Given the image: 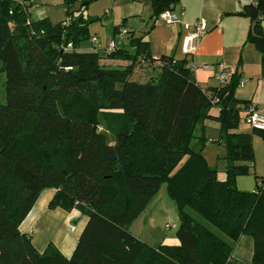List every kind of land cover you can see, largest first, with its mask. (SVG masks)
Segmentation results:
<instances>
[{"label":"trees","instance_id":"trees-1","mask_svg":"<svg viewBox=\"0 0 264 264\" xmlns=\"http://www.w3.org/2000/svg\"><path fill=\"white\" fill-rule=\"evenodd\" d=\"M57 24L30 18V0H0V62L5 103L0 104V264H233V246L182 210L190 205L237 239H253L250 264H264V179L251 192L236 188L253 162L252 135L237 132L249 104L235 98L236 69L228 82L202 89L187 56L153 59L143 37H129L130 52L81 50L94 19L70 10ZM153 16L177 0H150ZM81 6H83L81 4ZM261 54L264 77V0L242 13ZM68 19V21H67ZM119 28H116V31ZM103 60H122L108 66ZM159 64L148 81L133 78L140 63ZM206 120L226 141L224 179L199 150ZM199 127L200 134L195 136ZM166 181L178 207V246L151 247L129 226ZM49 206L86 218L65 257L51 243L38 251L20 231L40 194Z\"/></svg>","mask_w":264,"mask_h":264},{"label":"crops","instance_id":"crops-1","mask_svg":"<svg viewBox=\"0 0 264 264\" xmlns=\"http://www.w3.org/2000/svg\"><path fill=\"white\" fill-rule=\"evenodd\" d=\"M30 2H40L44 18L52 24L66 18V10L62 12L60 8H55V0ZM252 2L253 0H177L172 9L177 21L170 24L163 21L161 15L153 16L150 0H111L110 7L104 10L100 20L103 22L106 18L113 28L103 26L100 30L95 29L93 34L89 31V47L85 50L104 52V48L112 42L115 48L133 52L134 48L129 45V37L132 35L134 38L143 37L147 42L149 55L155 60L168 55L182 59L184 55L180 51V44L185 35L184 25L192 26L202 20L207 30L199 39L195 51L187 56L188 65L194 67L196 82L202 89L216 87L220 85L216 79L220 68L229 75L237 69L241 85L235 91V98L247 102L264 115L261 54L249 39L251 20L242 14L245 6ZM116 12L121 15L122 22L115 25ZM117 27L119 29L116 31ZM261 30L264 36V19L261 20ZM117 33L120 34L118 42ZM93 37L96 38L95 42L91 40ZM102 63L108 66L127 65L122 60H103ZM205 65L210 66L211 70H205ZM252 130L243 121V125H239L236 131L250 134ZM251 147L253 162L248 174L236 177L235 184L240 189L253 191L255 178L264 179V139L253 134ZM217 178L223 180L224 173ZM53 193V190L46 189L40 194L23 220L20 231L31 235L33 246L38 251H43L51 243L63 256L69 257L85 226L86 218L75 210L67 212L59 207L51 208L49 204Z\"/></svg>","mask_w":264,"mask_h":264},{"label":"rangeland","instance_id":"rangeland-1","mask_svg":"<svg viewBox=\"0 0 264 264\" xmlns=\"http://www.w3.org/2000/svg\"><path fill=\"white\" fill-rule=\"evenodd\" d=\"M110 3L111 0H78L73 2L70 10L74 11L75 14L78 15L79 8H82V13L86 18L94 19V21L88 26V31H91V34H93L95 29L100 30L103 26H107L110 29L113 28V25H111L106 18L103 22L100 20L103 16L104 10L110 7ZM81 4L83 6H81ZM54 6L55 8H60L62 12H65L64 0H55ZM29 13L30 18L34 21L44 19L43 6L40 2L32 3ZM115 17V25L121 24L122 17L119 12H116ZM120 34L117 33L118 37L116 42L120 40ZM87 47H89V39H83L79 42V48L81 50H85ZM158 70L159 64L149 62L140 63L135 68L133 78L146 82L149 79L154 78V76L158 74ZM4 103V74L1 72L0 62V104ZM242 117L243 116L240 115L241 120L239 125H243ZM206 124L207 125L204 127V136L208 140L205 143V146L202 147L201 150L198 149L196 139L193 140L191 146L196 148L197 151L199 150L206 165L209 168L215 169L217 176H219L224 173L226 141L224 138L219 139V132L217 129L218 126L214 120H206ZM200 130L201 129L197 127L194 135L198 136L200 134ZM237 189L244 192H251L252 190L240 189L239 187H237ZM182 210L194 221L203 224L224 237L233 246V259L235 260H233V264H250L253 256V239L251 236L243 234L235 239L227 233L223 227L204 218L190 205L183 206ZM178 224V207L169 194L167 182L163 181L156 194L146 207V210L132 221L129 226V230L133 236L154 248L160 246H178L179 241L176 236Z\"/></svg>","mask_w":264,"mask_h":264},{"label":"built area","instance_id":"built-area-1","mask_svg":"<svg viewBox=\"0 0 264 264\" xmlns=\"http://www.w3.org/2000/svg\"><path fill=\"white\" fill-rule=\"evenodd\" d=\"M20 1L24 2L25 0H20ZM161 19L170 24L175 23L177 21L175 14L169 10L161 14ZM184 30H185V35L181 39L180 51L183 55L189 56L195 51L199 39L206 32L207 30L206 24L204 21L200 20L192 26L184 25ZM91 40L95 42L96 38L93 37ZM113 48H114V43L110 42L104 48V50L111 51ZM203 68L205 70H211V67L207 65H205ZM191 69L194 70V67H192ZM229 78H230V75L227 72H225L223 68H220V72L216 76V79L218 80V82L223 84L226 81H228ZM244 122L248 124L249 126H251L253 129L264 131V115L259 113V111L252 105H249V107L247 108V116Z\"/></svg>","mask_w":264,"mask_h":264}]
</instances>
